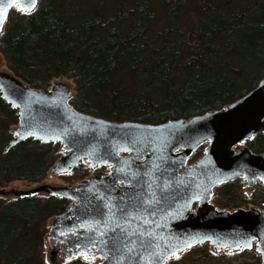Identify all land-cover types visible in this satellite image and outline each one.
Returning <instances> with one entry per match:
<instances>
[{
  "label": "trees",
  "instance_id": "trees-1",
  "mask_svg": "<svg viewBox=\"0 0 264 264\" xmlns=\"http://www.w3.org/2000/svg\"><path fill=\"white\" fill-rule=\"evenodd\" d=\"M3 31L0 54L12 77L45 94L52 80L69 79L74 110L108 122L187 121L227 107L264 79V0H38L31 15L11 10ZM17 124V111L0 97V188L40 183L62 155L58 143L32 137L8 148ZM244 144L263 154L264 132ZM89 174L82 163L70 172L78 180ZM243 188L241 180L217 186L212 205L262 209L264 182L249 196ZM69 204L54 195L0 196V264H43L47 223ZM190 249L170 263L183 264L191 252L189 264L260 263L253 247Z\"/></svg>",
  "mask_w": 264,
  "mask_h": 264
},
{
  "label": "water",
  "instance_id": "water-1",
  "mask_svg": "<svg viewBox=\"0 0 264 264\" xmlns=\"http://www.w3.org/2000/svg\"><path fill=\"white\" fill-rule=\"evenodd\" d=\"M9 3L0 0L5 23L15 9ZM0 97L18 115L14 133L20 135L8 148L29 137L58 143L63 154L51 168L55 175L70 173L83 162L109 168L106 176L76 191L49 186L36 191L70 201L51 230L70 242L76 257L87 249L98 264H157L153 253L179 249L177 255L205 243L217 251L264 246V207L229 212L210 204L217 186L242 180L252 188L264 182V153L234 152L238 144L264 132V79L221 110L161 125L91 117L74 110L66 86L55 85L45 94L8 74H0ZM202 147L201 159L188 166ZM122 254L125 259L119 260ZM258 254L264 264V254Z\"/></svg>",
  "mask_w": 264,
  "mask_h": 264
},
{
  "label": "rangeland",
  "instance_id": "rangeland-1",
  "mask_svg": "<svg viewBox=\"0 0 264 264\" xmlns=\"http://www.w3.org/2000/svg\"><path fill=\"white\" fill-rule=\"evenodd\" d=\"M0 74L10 75L8 69L5 66V63H4V60L1 56V54H0ZM55 85H64L68 88V90L70 92V104H71V100L74 98V95H75V89H74V85H73L72 81L69 79H66V78H57V79L52 80L53 88ZM50 90L52 91L51 88H50ZM16 129H17V125L12 129L13 132ZM246 148L247 147L245 146L244 142H242L234 148V152L240 153L242 150H245ZM61 153L63 154L62 150H61ZM203 154H204V149H198L197 151H195L190 156V158L188 159V165H192L195 162H197L202 157ZM82 164H84V165L86 164L89 168V171H90V174L87 177H85L84 179L78 180L75 178H71L70 173L55 175L52 173V169H51L48 172L45 179L43 181H41L40 183L32 184V183H28L27 181H11L8 184H6L3 188H0V189L4 191L3 196L6 200H11V199H14L15 197H17L19 195L28 194V193H31V194L35 193L36 195H39L42 198H45L48 195L47 193H45L43 191L36 192L37 189L39 187H42V186H49L53 189H67V190L69 189V190L76 191L79 186L84 185L88 181L96 180L94 175L92 174V171L98 167L90 168L87 162H83ZM99 168L102 169L103 175L105 173H107L109 170V168L106 166H101ZM250 193H251L250 188L247 187L246 184H244L243 194H245L246 196H249ZM260 209L261 208H258V207L247 206L246 208L244 207V208L237 209V210H243V211L251 212L253 210H260ZM217 210L222 211L221 209H217ZM229 212H233V211L231 210ZM54 223H55L54 218L49 219V221L47 223L48 233L46 234V237H45L44 262H43V264H64L66 261H69V260L73 259L74 257H76L75 253L70 252V250H69L70 249L69 248L70 242L68 240L60 239L61 237H58L57 235H55V233H53L54 229L51 230V227L54 226ZM205 244L207 246V249L212 248L214 250L212 245H210L209 243H205ZM196 246H198V245H196ZM253 248H255V251H256L255 245L253 246ZM191 250L192 249L182 251V252L178 253L177 255L180 258L182 256V254H184L185 252H189ZM226 250H228V249H223L221 251L224 252ZM192 254L193 253L191 252L190 254L186 255L185 259H183V264H189V260H190V258H192ZM213 256H218V255H213ZM69 257H71V259H69ZM89 257L93 258L92 255H90ZM259 257H260V255H259ZM173 259H175V258L168 259L166 264H171L170 262ZM175 260H177V259H175ZM213 260L217 261L216 259H213ZM88 262H90L91 264H98L99 263V261L95 260V259H90V261H88ZM175 264H178V263H175ZM197 264H199V263H197Z\"/></svg>",
  "mask_w": 264,
  "mask_h": 264
},
{
  "label": "snow or ice",
  "instance_id": "snow-or-ice-1",
  "mask_svg": "<svg viewBox=\"0 0 264 264\" xmlns=\"http://www.w3.org/2000/svg\"><path fill=\"white\" fill-rule=\"evenodd\" d=\"M9 7H14L17 11H19L20 13L24 14V15H31L33 14L37 9H38V0H10V3L8 5ZM5 11L6 9H0V35L4 34L3 31V26L5 23ZM14 135H20V133H14ZM106 207H108V205H105ZM105 227H107V225H105ZM119 227V225H118ZM101 235H105V233H101ZM92 247H95V244L91 245ZM80 245L77 244L76 248L79 250L80 249ZM188 247H191V244L188 245ZM245 247L250 248L251 245L246 243ZM125 250L127 253H133V249L132 248H127L125 246ZM176 251H179V249H177ZM176 251H172V252H168V253H153V255L157 256V264H162L163 260L166 259L167 257H172L175 259H179V256L176 255ZM256 251L258 253H262L264 254V246L261 245H257ZM231 254V253H229ZM81 256L82 259H84L85 261H90L89 255L87 254V249H84L81 252ZM69 259H71V257H69ZM125 256L122 254L119 257V260H124ZM119 264V262H118ZM149 264H151V261H149Z\"/></svg>",
  "mask_w": 264,
  "mask_h": 264
},
{
  "label": "flooded vegetation",
  "instance_id": "flooded-vegetation-1",
  "mask_svg": "<svg viewBox=\"0 0 264 264\" xmlns=\"http://www.w3.org/2000/svg\"><path fill=\"white\" fill-rule=\"evenodd\" d=\"M60 239L65 240V239H63V238H60Z\"/></svg>",
  "mask_w": 264,
  "mask_h": 264
}]
</instances>
